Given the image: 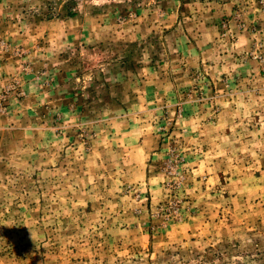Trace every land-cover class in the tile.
<instances>
[{"label":"rangeland","instance_id":"374dc122","mask_svg":"<svg viewBox=\"0 0 264 264\" xmlns=\"http://www.w3.org/2000/svg\"><path fill=\"white\" fill-rule=\"evenodd\" d=\"M0 264H264V0H0Z\"/></svg>","mask_w":264,"mask_h":264},{"label":"trees","instance_id":"16d2710c","mask_svg":"<svg viewBox=\"0 0 264 264\" xmlns=\"http://www.w3.org/2000/svg\"><path fill=\"white\" fill-rule=\"evenodd\" d=\"M67 14L69 17H73L74 16V13H72L69 9H67Z\"/></svg>","mask_w":264,"mask_h":264}]
</instances>
